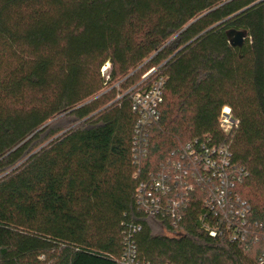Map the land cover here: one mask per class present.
I'll use <instances>...</instances> for the list:
<instances>
[{
  "label": "trees",
  "instance_id": "1",
  "mask_svg": "<svg viewBox=\"0 0 264 264\" xmlns=\"http://www.w3.org/2000/svg\"><path fill=\"white\" fill-rule=\"evenodd\" d=\"M163 62L143 171L212 134L248 171L239 192L264 224V0H0V264H123L132 221L138 264H258L261 244L210 237L196 203L178 232L136 204V117L118 95Z\"/></svg>",
  "mask_w": 264,
  "mask_h": 264
},
{
  "label": "built area",
  "instance_id": "2",
  "mask_svg": "<svg viewBox=\"0 0 264 264\" xmlns=\"http://www.w3.org/2000/svg\"><path fill=\"white\" fill-rule=\"evenodd\" d=\"M165 64L152 67L136 85L118 95V99L130 96L136 117L132 142L134 179L138 182L136 204L148 216L172 221L178 232L188 207L196 203L201 207L198 222L202 231L210 237L245 246L252 242L261 244L258 264H264V224L252 220L253 208L239 192L249 173L235 162L231 149L219 143L214 135L187 141L171 151L158 168L143 171V162L149 154L151 128L161 118ZM108 69L109 62L101 69L106 81L111 76ZM218 120L225 134L237 129L240 123L228 106L222 109ZM141 229L134 221L130 223L124 237L123 264H138L133 236Z\"/></svg>",
  "mask_w": 264,
  "mask_h": 264
},
{
  "label": "rangeland",
  "instance_id": "3",
  "mask_svg": "<svg viewBox=\"0 0 264 264\" xmlns=\"http://www.w3.org/2000/svg\"><path fill=\"white\" fill-rule=\"evenodd\" d=\"M147 64V61L144 63V65H146ZM109 68V67H108ZM144 68V66H142L141 67V69L140 70H138V72H137V76H136V80H135V82L137 83V82H139L141 79V74H142V72H143V69ZM109 71V73L111 74V70H112V66H111V63H110V69H108ZM111 88L109 87V86H106L105 88H104V91L103 92H107V91H109ZM102 92V93H103ZM59 135H61V134H58L57 136H55L54 138H51V139H49V140H47L45 143H43L40 147H43V146H45V145H47L48 143H50L53 139H55L56 137H58ZM39 149V148H38Z\"/></svg>",
  "mask_w": 264,
  "mask_h": 264
},
{
  "label": "water",
  "instance_id": "4",
  "mask_svg": "<svg viewBox=\"0 0 264 264\" xmlns=\"http://www.w3.org/2000/svg\"><path fill=\"white\" fill-rule=\"evenodd\" d=\"M244 35L243 32H229L230 41H235L236 44H242Z\"/></svg>",
  "mask_w": 264,
  "mask_h": 264
}]
</instances>
